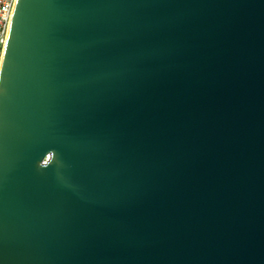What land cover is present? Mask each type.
<instances>
[{"label": "water", "instance_id": "1", "mask_svg": "<svg viewBox=\"0 0 264 264\" xmlns=\"http://www.w3.org/2000/svg\"><path fill=\"white\" fill-rule=\"evenodd\" d=\"M0 68V264H264V0H17Z\"/></svg>", "mask_w": 264, "mask_h": 264}, {"label": "built area", "instance_id": "2", "mask_svg": "<svg viewBox=\"0 0 264 264\" xmlns=\"http://www.w3.org/2000/svg\"><path fill=\"white\" fill-rule=\"evenodd\" d=\"M17 0H0V68Z\"/></svg>", "mask_w": 264, "mask_h": 264}]
</instances>
